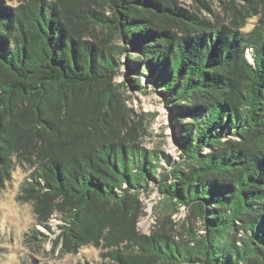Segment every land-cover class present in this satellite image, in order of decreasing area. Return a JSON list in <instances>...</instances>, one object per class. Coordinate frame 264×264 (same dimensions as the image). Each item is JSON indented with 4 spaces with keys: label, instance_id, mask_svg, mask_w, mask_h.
<instances>
[{
    "label": "trees",
    "instance_id": "trees-1",
    "mask_svg": "<svg viewBox=\"0 0 264 264\" xmlns=\"http://www.w3.org/2000/svg\"><path fill=\"white\" fill-rule=\"evenodd\" d=\"M14 1L0 0V185L24 169L18 199L102 264H264V0ZM148 85L178 158L141 142L156 113L131 118ZM154 192L161 224L184 207L202 232L142 233Z\"/></svg>",
    "mask_w": 264,
    "mask_h": 264
},
{
    "label": "rangeland",
    "instance_id": "rangeland-1",
    "mask_svg": "<svg viewBox=\"0 0 264 264\" xmlns=\"http://www.w3.org/2000/svg\"><path fill=\"white\" fill-rule=\"evenodd\" d=\"M222 0H212V7L221 12L223 10L220 5ZM184 6L189 7V1L183 0ZM6 4L16 5V1L7 2ZM258 17L249 19L245 31H251ZM126 58H121L122 67L118 74V80H124L130 72L129 66L126 64ZM144 82L146 78L144 77ZM129 105L133 110V120L149 118V114L156 113L153 120L150 119L147 127L148 134L141 138V142L147 147H159L169 152L176 158L179 157L173 139V131L169 126L171 117L170 111L165 107L160 95L153 88H148L147 93L136 91L133 98L129 101ZM28 173L21 167H16L13 179L3 186L0 185V191L16 193V200L21 191L22 184ZM141 200L144 204V213L139 222L140 231L150 235L153 231L166 233L176 240H182L186 234V228L193 227L202 232L200 222L193 216H189L188 211L181 207L178 212L169 215L166 225L159 221V213L156 211L155 205L161 200L158 192L152 193L150 196L143 195ZM62 221L52 215L51 220L46 224L40 223L36 219L34 209L28 214L27 219L17 217L10 218L3 212H0V264H102L103 258L100 248L88 245L79 249L77 252L64 251V242L59 239V225ZM38 229L45 235L38 234V238H30L33 236V230ZM27 234L29 236H27ZM198 264V263H197Z\"/></svg>",
    "mask_w": 264,
    "mask_h": 264
},
{
    "label": "clouds",
    "instance_id": "clouds-1",
    "mask_svg": "<svg viewBox=\"0 0 264 264\" xmlns=\"http://www.w3.org/2000/svg\"><path fill=\"white\" fill-rule=\"evenodd\" d=\"M32 210V205L28 201L16 200V193L0 191V212L5 213L10 218L27 219Z\"/></svg>",
    "mask_w": 264,
    "mask_h": 264
},
{
    "label": "water",
    "instance_id": "water-1",
    "mask_svg": "<svg viewBox=\"0 0 264 264\" xmlns=\"http://www.w3.org/2000/svg\"><path fill=\"white\" fill-rule=\"evenodd\" d=\"M250 56V55H249ZM252 60H253V58H252ZM148 88H153V89H155L153 86H147L146 87V89H145V91H138V90H136V91H138V92H141V93H147V89ZM136 91H130V92H133V94L136 92ZM155 91L160 95V93L155 89ZM160 97H161V95H160ZM161 99H162V97H161ZM163 101V100H162ZM164 103V102H163ZM165 105V104H164ZM166 107V106H165ZM167 108V107H166ZM171 128V127H170ZM173 139H174V142H175V138H174V134H173ZM175 146H176V149L178 150V147H177V144H176V142H175ZM178 153H179V151H178Z\"/></svg>",
    "mask_w": 264,
    "mask_h": 264
}]
</instances>
